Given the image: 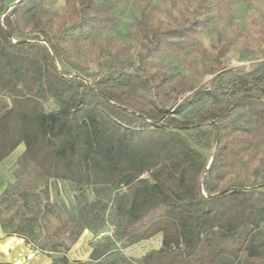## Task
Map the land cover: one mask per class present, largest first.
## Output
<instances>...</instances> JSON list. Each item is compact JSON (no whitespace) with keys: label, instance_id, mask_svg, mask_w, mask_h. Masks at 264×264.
<instances>
[{"label":"trees","instance_id":"16d2710c","mask_svg":"<svg viewBox=\"0 0 264 264\" xmlns=\"http://www.w3.org/2000/svg\"><path fill=\"white\" fill-rule=\"evenodd\" d=\"M65 1L55 14L48 0H20L3 15L8 6L0 0V94L7 99L0 102V164L25 145L15 181L0 195L5 236L23 238L50 264H71L67 252L82 233L105 232L112 217L117 240L134 245L160 234L161 246L140 259L98 246L75 264H264V173L260 181L258 168L250 178L229 176L264 147V62L218 71L200 88L188 75L138 70L198 46L212 7L226 9L232 22L230 7L246 0H195L190 16L168 27L157 23L151 0H140L132 33L141 44L139 67L98 79L85 71L84 49L117 25L119 0ZM51 101L55 109H47ZM193 134L219 143L210 165ZM61 181L74 192L67 216L48 186ZM156 206L171 213L143 222Z\"/></svg>","mask_w":264,"mask_h":264},{"label":"rangeland","instance_id":"374dc122","mask_svg":"<svg viewBox=\"0 0 264 264\" xmlns=\"http://www.w3.org/2000/svg\"><path fill=\"white\" fill-rule=\"evenodd\" d=\"M16 1L4 0L8 8ZM139 1L119 0L114 6L113 12L118 19L117 25L113 29L101 32L99 36L86 44L84 49L86 57L83 60V66L90 79H98L119 68L137 69L139 67L141 44L133 38L132 34L135 17L138 15ZM65 3V0H48L46 9L48 12L56 14L64 9ZM151 3L156 6L157 23L168 27L184 16H190V9L194 7L195 0H151ZM230 9L234 14L232 22L229 21L230 16L226 9L222 11L220 8L212 7L202 17L207 20L209 25L196 35L198 46H188L185 50L174 52L163 59L150 61L138 68L140 73L144 76L147 74L148 76L149 74L153 76L165 75L171 72L181 73L188 75L193 84L200 88V86H209L218 71L251 70L257 64L264 62V0L234 2ZM227 46L228 52L218 56V53ZM219 48L221 50L218 52ZM189 93L190 91L186 88L181 93L174 94L172 102L180 101ZM230 100L234 102L235 97H231ZM2 101H7V99L1 93L0 102ZM55 108L54 101L47 104V109ZM186 116L192 117L193 115L187 113ZM207 129L211 130V127H207ZM192 136L197 145H204L203 152L211 160L219 143L215 142L212 135L205 134L200 137L193 134ZM24 149L25 145H20L0 164V180L4 182L0 185V195L15 181L14 170L17 168L18 157ZM256 168L259 170L257 179L260 181V176L264 173V147L259 148V151L253 156H249L245 162L237 163L229 175L230 179L253 177V170ZM48 186L50 197L56 201L59 214L63 216L72 214L75 210V199L69 183L61 181L55 185L53 182H49ZM162 213H171V210L163 206H156L153 211L148 213L143 222ZM106 226L105 232L102 233L96 234L89 230L82 233L78 242L67 252L72 260L71 264H75L74 262L78 260H88L92 250L98 246L108 245L114 256L123 254L138 259L146 255L150 249H157L161 246L160 234L147 241L126 245L123 241L117 240L114 234L117 226L112 217L109 218Z\"/></svg>","mask_w":264,"mask_h":264},{"label":"crops","instance_id":"0c3cea01","mask_svg":"<svg viewBox=\"0 0 264 264\" xmlns=\"http://www.w3.org/2000/svg\"><path fill=\"white\" fill-rule=\"evenodd\" d=\"M1 184H4L3 180H0ZM7 261L14 264H50L52 257H48L38 249H33L23 238L5 236L0 226V262Z\"/></svg>","mask_w":264,"mask_h":264},{"label":"water","instance_id":"95a60500","mask_svg":"<svg viewBox=\"0 0 264 264\" xmlns=\"http://www.w3.org/2000/svg\"><path fill=\"white\" fill-rule=\"evenodd\" d=\"M20 0H17L16 3H14L11 7L7 8V10L4 12L3 15H5L8 11H10L11 9H13V7L19 2ZM8 33V32H7ZM43 42H45V39H42ZM212 159L209 162V165L211 163ZM209 168V167H208Z\"/></svg>","mask_w":264,"mask_h":264}]
</instances>
